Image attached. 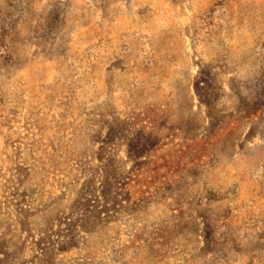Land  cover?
<instances>
[{
  "label": "rangeland",
  "instance_id": "rangeland-1",
  "mask_svg": "<svg viewBox=\"0 0 264 264\" xmlns=\"http://www.w3.org/2000/svg\"><path fill=\"white\" fill-rule=\"evenodd\" d=\"M0 264H264V0H0Z\"/></svg>",
  "mask_w": 264,
  "mask_h": 264
}]
</instances>
